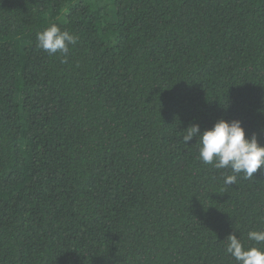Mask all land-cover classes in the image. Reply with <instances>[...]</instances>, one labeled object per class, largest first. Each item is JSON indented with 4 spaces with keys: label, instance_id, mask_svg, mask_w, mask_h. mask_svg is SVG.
Returning <instances> with one entry per match:
<instances>
[{
    "label": "trees",
    "instance_id": "obj_1",
    "mask_svg": "<svg viewBox=\"0 0 264 264\" xmlns=\"http://www.w3.org/2000/svg\"><path fill=\"white\" fill-rule=\"evenodd\" d=\"M53 23L67 56L37 47ZM221 118L264 146V0H0V264L264 249V169L225 185L182 140Z\"/></svg>",
    "mask_w": 264,
    "mask_h": 264
},
{
    "label": "clouds",
    "instance_id": "obj_2",
    "mask_svg": "<svg viewBox=\"0 0 264 264\" xmlns=\"http://www.w3.org/2000/svg\"><path fill=\"white\" fill-rule=\"evenodd\" d=\"M36 41L37 47L49 55L60 53L67 56L69 45H74L77 37L53 23L36 33ZM184 131L182 140L186 145L196 138L200 162L216 169L231 170L232 174L224 177L225 185H234L241 174L251 179L258 169H264V146L258 144L255 133L246 138L239 120L226 121L221 118L203 131L195 124ZM260 219L264 221V218ZM247 239L255 244L264 243V229L249 231ZM226 240L225 251L236 264H264V249L245 247L235 234H229Z\"/></svg>",
    "mask_w": 264,
    "mask_h": 264
},
{
    "label": "rangeland",
    "instance_id": "obj_3",
    "mask_svg": "<svg viewBox=\"0 0 264 264\" xmlns=\"http://www.w3.org/2000/svg\"><path fill=\"white\" fill-rule=\"evenodd\" d=\"M114 17V9L112 7L108 8V19L112 20Z\"/></svg>",
    "mask_w": 264,
    "mask_h": 264
}]
</instances>
